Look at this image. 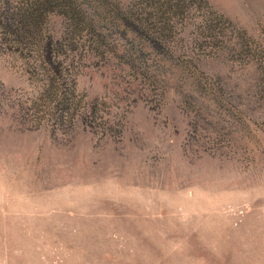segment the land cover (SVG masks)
I'll return each mask as SVG.
<instances>
[{"label": "rangeland", "instance_id": "1", "mask_svg": "<svg viewBox=\"0 0 264 264\" xmlns=\"http://www.w3.org/2000/svg\"><path fill=\"white\" fill-rule=\"evenodd\" d=\"M0 264H264V0H0Z\"/></svg>", "mask_w": 264, "mask_h": 264}]
</instances>
